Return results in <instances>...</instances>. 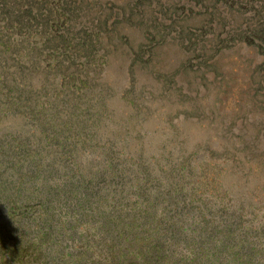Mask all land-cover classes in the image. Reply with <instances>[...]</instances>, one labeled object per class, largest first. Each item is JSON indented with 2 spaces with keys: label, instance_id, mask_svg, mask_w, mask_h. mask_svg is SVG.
<instances>
[{
  "label": "rangeland",
  "instance_id": "obj_1",
  "mask_svg": "<svg viewBox=\"0 0 264 264\" xmlns=\"http://www.w3.org/2000/svg\"><path fill=\"white\" fill-rule=\"evenodd\" d=\"M236 1L72 0L74 19L66 23L65 15L59 25L90 41V50L75 57L72 81L49 68L54 57L42 48L44 29L22 43L16 33L9 41L15 54L4 56L0 44L4 263L43 264L27 241L15 246L19 232L11 223L31 220L39 240L40 205L72 202L79 209L108 199L111 208L121 200L125 210L143 215L145 200H158L160 217L172 194L184 206L189 232L232 217L235 233L264 234V0ZM139 184L144 201L126 205ZM30 185L26 209L19 190ZM3 203L19 209L8 217ZM56 213L68 217L66 210ZM86 227L68 229L75 239L64 240L67 252L88 254L80 245ZM89 249L98 256V248Z\"/></svg>",
  "mask_w": 264,
  "mask_h": 264
},
{
  "label": "trees",
  "instance_id": "obj_2",
  "mask_svg": "<svg viewBox=\"0 0 264 264\" xmlns=\"http://www.w3.org/2000/svg\"><path fill=\"white\" fill-rule=\"evenodd\" d=\"M199 1L202 2L203 0ZM243 1L237 0L236 2L241 4ZM71 2L72 0H0L2 54L4 56L8 53L15 54V50H11L9 46V41L16 33H19L21 37L17 38L19 40L17 42L22 43L38 28L44 29L42 35L46 36L47 41L42 42V48L44 50L49 49L47 50L49 58L52 55L54 57L52 58L54 62L48 63L49 68L54 67L56 74H62L66 80L72 81L71 77H75L74 72L76 71L74 68L76 65L75 57L77 55L81 57L80 52L86 54V51L90 50V41L85 37H79L78 33L74 32V28L70 27L64 31L62 29L65 27L63 22L59 25L65 15L68 17L65 20L66 23H70V20L74 19L68 10ZM250 8H254V6ZM79 15L81 14L78 13L77 16ZM126 19L136 22L131 15L127 16ZM50 29L52 30L51 33ZM250 35L252 38L258 37L256 33ZM5 37L6 39H4ZM36 42H39L36 44H40V39ZM35 46L38 47V45ZM7 58L11 57L8 56ZM73 68L74 70H72ZM6 185L0 184L1 194L7 193ZM34 186L30 185L26 191L19 190V197H26V209L31 207L30 197L35 191L31 187ZM142 186V184H139L138 188L132 186L131 190H134L138 195L133 200L126 198V205L129 203L137 205L139 201H144L141 199V196L145 194ZM77 189V187L72 189V192L76 193ZM85 189L80 190L82 196L87 195ZM127 191L129 192V190ZM168 195L160 217L156 205L158 200H145L147 206L139 208L144 212L143 215L138 213L134 207L125 210L121 206V200L113 201L111 208L108 199L104 200L106 203L99 202L95 206L93 204L88 206L84 202L86 206L81 201V206L75 204L79 209H75L72 202L67 204V207L62 204L63 207L58 206L56 209H54L55 207L50 208L48 205H40L43 208L38 214V218L41 216L42 219H37V222L41 224L39 226L41 231L39 240H36L37 237L32 236L30 232L32 229L29 228V226L32 227L31 220L28 219L26 223H23L22 216L15 217L16 221L12 219L11 223L12 225L15 224L20 239L15 246L20 250L23 241H27L24 243L26 247H31L38 256H44L43 264H264V251L258 250V242H262L261 236L264 235H262L263 230L261 233L258 232L259 235L255 237L245 236V231L235 233L234 227L236 228L238 218L233 220L230 217L228 220L227 218L222 219L220 225L219 222L209 223L206 221L205 226L198 231L196 226L189 232L188 228L184 227V218H182L185 212L180 209L184 206L179 207L180 202L172 197V194ZM6 198L11 199V192L7 194ZM64 199L61 198L60 200ZM78 199L82 200L80 197ZM3 204L10 206L8 217H11L19 209V206L15 204ZM0 208L2 209L1 205ZM57 209L66 210L68 217L63 220L59 218L56 213ZM116 212L120 214L115 216ZM155 217L158 220H155ZM79 224H87L86 232L80 237L85 241L80 245L88 247V254L85 249L77 252V255L69 253L66 251L67 245H63L64 240L67 243L74 241L75 238L72 239V233L69 232L68 237L67 231ZM218 228L220 230L217 234ZM87 235L93 236L87 239L85 237ZM181 244L183 245L181 246ZM90 247H95L96 250L98 248V256H92L89 253ZM2 253L0 252V256L3 255ZM0 261V264H6L2 258ZM14 264L16 263L14 262Z\"/></svg>",
  "mask_w": 264,
  "mask_h": 264
}]
</instances>
